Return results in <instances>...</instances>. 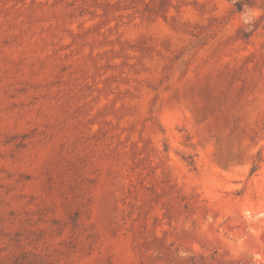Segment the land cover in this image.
<instances>
[{
    "label": "rangeland",
    "instance_id": "obj_1",
    "mask_svg": "<svg viewBox=\"0 0 264 264\" xmlns=\"http://www.w3.org/2000/svg\"><path fill=\"white\" fill-rule=\"evenodd\" d=\"M0 264H264V0H0Z\"/></svg>",
    "mask_w": 264,
    "mask_h": 264
}]
</instances>
